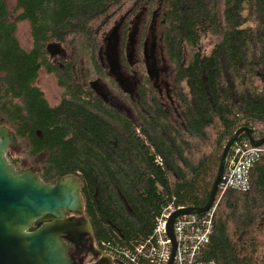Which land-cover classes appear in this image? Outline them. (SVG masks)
Instances as JSON below:
<instances>
[{
	"label": "trees",
	"instance_id": "16d2710c",
	"mask_svg": "<svg viewBox=\"0 0 264 264\" xmlns=\"http://www.w3.org/2000/svg\"><path fill=\"white\" fill-rule=\"evenodd\" d=\"M142 8L149 18L161 14L165 53L177 69L167 95L148 79L141 84L129 118L79 80L73 63H53L48 46L92 44L107 76L99 59L107 37L122 22L127 37ZM22 24L30 49L19 39ZM41 73L54 77L58 102L38 85ZM0 118L32 154L48 153L45 182L81 179L97 244L146 240L169 205L206 206L238 130L264 137V0H0ZM261 148L250 189L227 191L217 206L206 261L264 264Z\"/></svg>",
	"mask_w": 264,
	"mask_h": 264
},
{
	"label": "water",
	"instance_id": "95a60500",
	"mask_svg": "<svg viewBox=\"0 0 264 264\" xmlns=\"http://www.w3.org/2000/svg\"><path fill=\"white\" fill-rule=\"evenodd\" d=\"M98 85L96 81L91 87L107 104L102 91L96 88ZM0 121L3 119L0 118ZM242 134L253 146L264 145V137L256 139L249 128L238 130L226 144L206 206L178 209L169 220L167 234L173 241V256L169 264H174L176 219L205 214L211 209L224 175L228 153ZM18 146L14 130L8 125H0V264H75L72 248L64 240L70 235L92 231L88 218H66L69 213L83 214V183L80 178L71 175L49 184L33 170L18 171L7 155L9 150ZM45 216L54 217V221L35 229V222ZM94 255L98 258L96 264H116L103 251H96Z\"/></svg>",
	"mask_w": 264,
	"mask_h": 264
},
{
	"label": "flooded vegetation",
	"instance_id": "af4514ba",
	"mask_svg": "<svg viewBox=\"0 0 264 264\" xmlns=\"http://www.w3.org/2000/svg\"><path fill=\"white\" fill-rule=\"evenodd\" d=\"M126 28L127 25L125 22L117 25L112 33L107 37L106 45L100 53L102 59L104 51H106L105 54H107L108 64V67H106L109 70V74H107V76L99 74V79L87 85V87L89 86L92 89L91 84L97 81L99 85L96 86V88L104 94L105 99L108 101L107 105L116 110L118 109L114 104L115 97L123 94L131 100V103L134 102L138 96L141 84L146 79L150 80L162 95L170 93L173 84V79L169 80L170 82L168 83L163 77V65L168 63L169 60L166 56L163 45L164 22L161 18V14L154 12L152 17L149 18L147 8H142V10L134 16L133 20H131L127 37H125ZM118 30L120 31L119 34ZM161 30H163V35ZM159 31L162 36L159 34ZM160 37H162V43L160 41ZM49 47L48 51L51 58L56 53L60 52L54 47V44ZM52 47H54L53 50L51 49ZM110 49H113L114 56L112 53L108 52ZM65 58H61L58 61H66ZM60 62H57V65L63 66L64 63ZM102 62L105 64V61ZM142 66L144 67L146 74H142L139 71V68ZM123 68H126L125 73L127 75L133 76L136 79L135 82L131 84L128 82L127 78L123 77L121 72ZM101 76L114 78L113 83L118 85L117 89L113 92H108L106 90V85L102 82ZM92 91L97 97L101 98L93 89ZM101 100L103 99L101 98ZM127 117L135 118L136 114L134 117ZM3 124L7 125L5 120L0 121V125ZM16 136L19 140V146L16 149L9 150L7 154L12 165H14L18 171L33 170L45 182L46 180L44 179V174L49 168V164L47 162L48 153L46 151H41L37 154H32V144L28 141V139L26 137H20L17 133ZM65 177L57 176L51 181L45 183L55 184ZM82 197L85 203L83 214L69 213L66 218L86 217L91 224L92 231L83 235H70L64 241L72 248V256L75 260V264H96L98 258L95 257L94 252L101 250L98 249L95 230L87 212L88 206L87 197L84 192V185L82 188ZM52 221H54V217L45 216L35 222V229H38L40 226Z\"/></svg>",
	"mask_w": 264,
	"mask_h": 264
},
{
	"label": "built area",
	"instance_id": "2783aa9c",
	"mask_svg": "<svg viewBox=\"0 0 264 264\" xmlns=\"http://www.w3.org/2000/svg\"><path fill=\"white\" fill-rule=\"evenodd\" d=\"M262 151L261 146H253L247 138L231 147L214 206L205 215H185L175 221L174 264H215L214 261H206L202 252L210 243L217 206L227 191L250 189L251 171L261 158ZM155 158L161 162L158 155ZM178 209L173 205L166 207L156 220L153 234L146 240L117 249L98 244V249L109 255L116 264H169L173 256V241L167 234V226Z\"/></svg>",
	"mask_w": 264,
	"mask_h": 264
},
{
	"label": "rangeland",
	"instance_id": "374dc122",
	"mask_svg": "<svg viewBox=\"0 0 264 264\" xmlns=\"http://www.w3.org/2000/svg\"><path fill=\"white\" fill-rule=\"evenodd\" d=\"M163 30H161L162 35H163ZM119 32L120 31L118 30V34ZM18 34H19V39L22 42L23 46L26 49H30L32 47V40L30 37V31H29L28 26L23 25V24L20 25ZM159 34H160V31H159ZM160 41L162 43V37H160ZM54 47L57 48L60 52L52 56L51 60L53 63H57L59 62L58 61L59 59L61 58L64 59L65 57H67L65 58V60L74 64L75 73L77 77L79 78V80H81L83 83L87 85H89L91 82L100 78L99 72L97 71L98 68L96 67L98 59L96 57V52H95V49L92 47V44L83 41V42H79L72 46L54 44ZM54 47H52L51 49L53 50ZM204 49H208L207 42H204ZM105 52L106 51H104V54L102 56L103 60L101 59V56H99V59L101 61H105V64L103 63V65L108 67L107 54H105ZM108 52L112 53L113 55V49H110ZM163 68H164L163 77L169 83L170 82L169 80L173 79V76L175 74L177 67L175 64L168 61V63H165L163 65ZM125 71H126V68H123L121 71L123 74V77L127 78L128 82H130L131 84L135 82L136 79L133 76L127 75ZM139 71L142 74H146L143 66L139 68ZM101 79H102V82L106 85V90L108 92H113L117 89L118 85L113 83L114 78H108V77L101 76ZM38 85L44 90L50 102L55 103L59 101L61 93L56 85V81L53 76L47 75L45 73H41L39 81H38ZM114 104L121 114L125 116H130V117L135 116L136 111L131 103V100H129L123 94L117 95V97H115Z\"/></svg>",
	"mask_w": 264,
	"mask_h": 264
}]
</instances>
